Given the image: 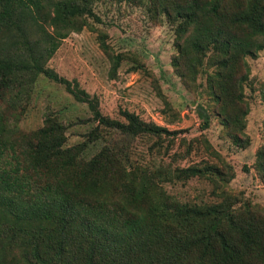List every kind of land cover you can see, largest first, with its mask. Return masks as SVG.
<instances>
[{"label": "trees", "instance_id": "1", "mask_svg": "<svg viewBox=\"0 0 264 264\" xmlns=\"http://www.w3.org/2000/svg\"><path fill=\"white\" fill-rule=\"evenodd\" d=\"M100 1L148 4L153 16L175 25L172 66L193 82L197 68L212 69L205 90L213 112L244 148L245 59L264 51V0H0V101L10 110L27 104L43 76L86 105L95 123L67 146V127L51 113L29 133L0 114V264H264V215L246 204H180L163 189L206 172L221 177L219 168L133 164L108 134L164 140L176 132L125 110L124 122L103 115L95 96L48 67L70 33L89 18L99 22L93 4ZM122 57L113 58V71ZM198 114L207 128V115ZM97 142L102 146L88 157Z\"/></svg>", "mask_w": 264, "mask_h": 264}, {"label": "rangeland", "instance_id": "2", "mask_svg": "<svg viewBox=\"0 0 264 264\" xmlns=\"http://www.w3.org/2000/svg\"><path fill=\"white\" fill-rule=\"evenodd\" d=\"M147 7L148 4L95 2L93 11L99 22L89 18L80 32L70 33L48 67L95 96L103 115L124 122L121 111L125 110L147 123L176 132L164 140L108 134L107 142L124 152L129 150L133 164L164 170L206 166L220 169L221 177L206 172L205 176L162 185L180 204L207 207L234 203V209L246 204L263 216L264 176L256 157L264 147V51L245 59L248 114L243 131L238 133L244 148L238 147L221 126L206 93L205 71L212 69L197 68L191 77L195 82L184 81L171 63L177 54L175 25L159 14L153 16ZM99 34L104 36L107 53L101 47ZM117 55L123 57L113 71ZM35 85L28 103L22 102L19 108L10 110L0 101V114L10 122L16 119L10 125L29 133L39 129L46 113H51L67 127V146L83 141L95 126L86 105L76 102L64 86L43 76ZM199 111L207 115L205 129ZM154 142L160 146L151 149ZM101 146L102 142L92 145L88 157Z\"/></svg>", "mask_w": 264, "mask_h": 264}]
</instances>
